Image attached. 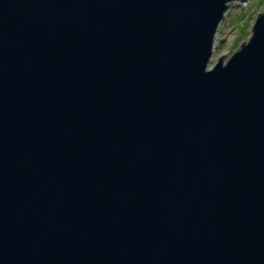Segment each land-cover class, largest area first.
I'll return each mask as SVG.
<instances>
[{
  "label": "water",
  "instance_id": "water-1",
  "mask_svg": "<svg viewBox=\"0 0 264 264\" xmlns=\"http://www.w3.org/2000/svg\"><path fill=\"white\" fill-rule=\"evenodd\" d=\"M0 0V264H264V10Z\"/></svg>",
  "mask_w": 264,
  "mask_h": 264
},
{
  "label": "rangeland",
  "instance_id": "rangeland-1",
  "mask_svg": "<svg viewBox=\"0 0 264 264\" xmlns=\"http://www.w3.org/2000/svg\"><path fill=\"white\" fill-rule=\"evenodd\" d=\"M264 10V0H231L215 32L213 52L209 61L212 66L219 55L226 52V60L243 41H247L258 11Z\"/></svg>",
  "mask_w": 264,
  "mask_h": 264
}]
</instances>
